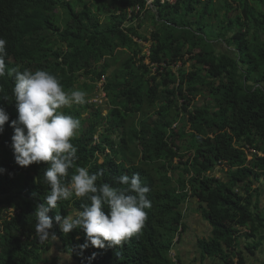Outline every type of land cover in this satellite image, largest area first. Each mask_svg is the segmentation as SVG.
<instances>
[{
    "label": "trees",
    "instance_id": "trees-1",
    "mask_svg": "<svg viewBox=\"0 0 264 264\" xmlns=\"http://www.w3.org/2000/svg\"><path fill=\"white\" fill-rule=\"evenodd\" d=\"M162 1L150 7L148 0H0L6 69L50 70L66 90L87 93L84 105L62 109L81 122L71 141L76 166L100 173L97 183L113 187L120 186L114 177L139 173L151 201L141 234L122 247L81 250L83 231L63 234L55 221L57 239L41 243L34 212L50 191L43 183L48 164L15 163L10 124L18 111L14 80L6 75L0 78V107L10 117L0 134L6 170L0 173V264H67L66 257L73 264H181L175 248L188 229L183 208L189 200H197L196 213L211 231L198 241L203 259L258 264L264 0ZM139 6L129 18L128 10ZM145 21L149 37L141 33ZM135 37L150 44L148 58ZM107 72L103 109L89 103L94 86L88 81ZM199 96L201 106L194 103ZM218 168L222 178L212 175ZM86 202L73 196L48 215L66 216ZM53 249L56 258H45Z\"/></svg>",
    "mask_w": 264,
    "mask_h": 264
},
{
    "label": "clouds",
    "instance_id": "clouds-1",
    "mask_svg": "<svg viewBox=\"0 0 264 264\" xmlns=\"http://www.w3.org/2000/svg\"><path fill=\"white\" fill-rule=\"evenodd\" d=\"M166 1L169 2V0L162 2ZM176 2L177 0L169 3ZM151 5L152 0H148L147 6ZM140 11V6L130 8L129 16ZM132 39L142 46L143 40L136 37ZM5 45L6 40L0 39V78L7 75L14 80L12 96L18 111L17 119L10 124L14 130L11 141L15 163L21 167L40 162L48 164L43 174V183L50 191L43 202L36 205L34 212L35 233L39 241L43 243L49 239H57L55 232L52 231L55 221L63 234H68L74 229L83 231L85 243L80 245L81 250L89 246L98 249L122 247L125 242L141 234L145 226L147 220L145 210L151 208V201L146 195L150 191L149 187L142 183L139 173H134L131 177L128 175L114 177L115 184L120 185L117 187L109 183L98 184L100 173L90 174L88 168L76 166L78 150L71 141L78 135L77 130L81 122L69 114L68 110L63 112L62 109L65 107L69 109L68 107L72 105H84L87 102L86 91L66 90L50 70L33 72L28 69L23 71L17 68L6 69ZM142 48L144 53L145 49L143 46ZM148 57L149 52L146 54V58ZM116 67L117 65L112 67V70ZM108 72L94 82L88 81L94 86L89 103L103 109L107 102L104 85ZM81 80L82 83L85 82L84 77ZM107 112L104 110V115ZM86 116L84 114L81 117ZM9 119L7 111L0 107V134L3 133L4 125ZM96 135L95 142L100 138L98 134ZM73 168L75 171L66 182L69 169ZM4 171L6 170L0 168V173ZM216 171L212 175L215 176ZM36 182L40 183L39 177ZM73 196L87 201L81 205L82 210L70 212L63 217L58 212L54 217L48 215L57 209L58 202L67 201ZM189 201L191 202L183 208L185 217L192 208L197 211V200ZM10 212L12 213V210ZM171 255L174 256V251Z\"/></svg>",
    "mask_w": 264,
    "mask_h": 264
},
{
    "label": "rangeland",
    "instance_id": "rangeland-1",
    "mask_svg": "<svg viewBox=\"0 0 264 264\" xmlns=\"http://www.w3.org/2000/svg\"><path fill=\"white\" fill-rule=\"evenodd\" d=\"M176 0H169V2L170 3H174ZM252 4H253V2H251ZM255 4V3H254ZM253 4V5H254ZM61 12L59 11V14H60ZM129 18H131L130 16H129ZM145 27H143L142 28V34H144V35H146V36H148L149 37V33L151 32V24H150V22H147V21H145ZM142 46L144 47V49H145V51H144V53L145 54H147L148 55V52H149V48H150V44H148L146 41H143V43H142ZM223 48H226V47H223ZM147 60L144 62L145 64H147ZM155 72V70H153L152 71V74ZM204 100H205V98H204ZM204 100H203V98L202 97H198V98H196L195 99V104L196 105H198V106H201L202 105V103L204 102ZM150 114H151V112H150ZM178 128H180V124H178ZM177 128V129H178ZM176 129V130H177ZM175 159H177V160H175V164H177L178 163V159L179 158H175ZM222 172H221V170L220 169H218L217 171H216V173H215V176L217 177V178H222L223 177V175L221 174ZM262 186H264V185H262ZM262 195H261V198H260V201H261V207L260 208H264V190H263V192L261 193ZM195 207V206H194ZM195 209V208H194ZM262 211V210H261ZM188 214L189 215H187L186 214V217H190V211L188 212ZM185 215V214H184ZM188 222V221H187ZM194 224H195V221H193V222H191L190 220H189V223H188V229H187V234H186V236H185V238L186 239H190L191 241H190V243L191 244H193L194 243V240H192L193 238H196V236L197 235H199L200 237H202L203 235H205V233L204 232H198L197 231V229H195L194 228ZM196 251H197V261H200V258H199V255L201 254V252H199V249H196ZM56 256H57V251H56V249H53V250H51L49 253H48V255H46L45 256V258H47V257H53V258H56ZM257 260H255V262H257L258 264H264V244H263V246H262V248H260L259 249V251H258V253H257V257H255ZM192 260V258H191V251L189 252V257L188 258H185V257H182V264H188V262L189 261H191ZM62 261H64V260H62ZM207 261H209V263L210 264H221L220 262H218V261H216L215 259H210V258H207L206 260H204V264H206V262ZM65 262L67 263V264H73L67 257H66V260H65Z\"/></svg>",
    "mask_w": 264,
    "mask_h": 264
},
{
    "label": "crops",
    "instance_id": "crops-1",
    "mask_svg": "<svg viewBox=\"0 0 264 264\" xmlns=\"http://www.w3.org/2000/svg\"><path fill=\"white\" fill-rule=\"evenodd\" d=\"M189 220L191 222L195 221L194 224V228L197 229L198 232H204L205 235H203L202 237H200L199 235L196 236V238H193L192 240H194V243L191 244L190 243V239H186L185 236L187 234V231L184 232L181 236H180V241L179 243L176 245L175 251L179 254L180 259H181V264H182V257L188 258L189 257V252L191 251V258L192 260L188 262V264H204V260L201 257V254L199 255L200 261H197V251L196 249H198V241L200 239H204V238H208L211 234L210 231V227L209 225L203 221L200 217L199 214L196 213V210L194 208L191 209L190 211V217H186L185 221L188 225ZM188 221V222H187ZM211 259V258H210ZM216 261L220 262L219 260L215 259ZM222 264V262H220ZM206 264H210L209 261L206 262Z\"/></svg>",
    "mask_w": 264,
    "mask_h": 264
}]
</instances>
